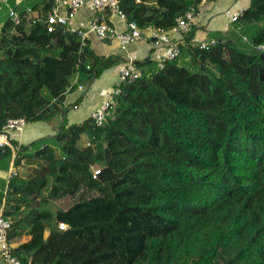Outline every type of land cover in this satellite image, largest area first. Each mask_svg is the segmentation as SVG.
<instances>
[{"label": "trees", "instance_id": "1", "mask_svg": "<svg viewBox=\"0 0 264 264\" xmlns=\"http://www.w3.org/2000/svg\"><path fill=\"white\" fill-rule=\"evenodd\" d=\"M118 1L141 31L169 32L203 0ZM25 15L0 40V133L50 122L77 75L114 63ZM235 25L207 50L189 32L199 71L167 61L124 85L103 127L90 118L20 147L14 165L32 174L9 181L0 208L21 264H264V0Z\"/></svg>", "mask_w": 264, "mask_h": 264}, {"label": "crops", "instance_id": "2", "mask_svg": "<svg viewBox=\"0 0 264 264\" xmlns=\"http://www.w3.org/2000/svg\"><path fill=\"white\" fill-rule=\"evenodd\" d=\"M251 0H213L202 3L196 11L194 20L191 23V31L194 36L191 40L193 46L207 42L215 33L228 36L231 40L234 35L239 34V28L231 24L229 14L245 11ZM52 0H0V40L5 34L10 21V10H16L25 15L31 10L33 13L28 17L43 18L53 7ZM28 15V14H27ZM95 17V11L90 3H87L77 14L76 18L68 27L76 31L87 26ZM110 24L121 31L125 30L124 24L116 16L109 17ZM154 29L142 31L143 38L128 46L123 51L118 42L112 39H99L92 36L89 39L90 49L99 57L111 58L114 63L104 69L98 77L92 78L90 73L79 75L73 80L72 89L66 94L65 100L58 103V112L50 122H38L28 124L24 132L12 135V142L16 146L28 147L39 141L52 139L63 126L79 125L91 118L92 113L100 108L107 99L109 92L114 88L119 79L120 68L130 60L136 64V68L142 75H150L158 71L160 62L169 55V47H156L155 40L151 37ZM185 36H173V41L179 42L181 55L177 59L179 65L191 68L195 61L190 56L185 43ZM247 41L243 39V43ZM148 61V62H146ZM91 64V63H89ZM83 87V90L79 89ZM76 108V109H75ZM89 142L86 135L82 136L80 145L85 147ZM13 156V152H12ZM11 162L0 159V189L4 190L9 182V174L14 165V158ZM25 168L17 167L18 176H23Z\"/></svg>", "mask_w": 264, "mask_h": 264}, {"label": "built area", "instance_id": "3", "mask_svg": "<svg viewBox=\"0 0 264 264\" xmlns=\"http://www.w3.org/2000/svg\"><path fill=\"white\" fill-rule=\"evenodd\" d=\"M53 7L43 18H30L32 11L29 10L26 13V17L29 19L30 25L37 23H44L48 33L55 32L58 26L66 27L69 30L70 24L76 18L79 11L87 4L90 3L95 11V17L87 24V26L80 28L77 31V35L81 41V50H84L89 45V39L92 36H96L99 39H112L118 42L123 51H126L128 46L139 42L143 38V33L136 23L129 22L125 13L120 7L118 0H52ZM208 2L203 0L202 3ZM244 11H239L233 14H229L231 24H236ZM28 14V15H27ZM196 9L191 8L184 17L176 20V26L169 32H162L159 30H153L151 37L155 40L154 45L156 47L168 46L169 55L163 59L159 64V70L163 69L167 61H175L181 55V47L179 42L173 41V36H185L191 31V23L194 20ZM116 16L124 24L125 30L121 31L115 26L110 24L109 17ZM23 17L16 10H10L9 19L13 26V31L16 30L23 22ZM218 44L217 39L211 38L207 42L201 43L200 48L207 50L212 46ZM1 56V51H0ZM90 69V67H87ZM77 75L75 78L77 79ZM142 77L141 72L136 68V64L133 61L125 63L119 72V79L117 84L109 92L107 99L103 102L102 106L96 109L91 118L95 121L97 126L103 127L110 115L111 109L115 104V99L122 93L124 85L133 83ZM80 90H83L82 86H79ZM71 90V89H70ZM76 109V108H75ZM28 123L24 118L9 119L3 131L0 133V149L3 152L7 148L13 152V158H16V153L20 149V146H15L12 142V135L14 133L20 134L24 132ZM89 145V144H88ZM92 171L95 175L99 173V169L92 167ZM17 167L11 169L9 174V181L18 176ZM9 185V182H8ZM4 190L0 189V193L7 196L9 186ZM66 225L61 224L60 229L66 230ZM11 229V221L4 216L3 209L0 208V260L5 264H21V262L13 255V245L9 242V231Z\"/></svg>", "mask_w": 264, "mask_h": 264}, {"label": "rangeland", "instance_id": "4", "mask_svg": "<svg viewBox=\"0 0 264 264\" xmlns=\"http://www.w3.org/2000/svg\"><path fill=\"white\" fill-rule=\"evenodd\" d=\"M245 41V40H244ZM245 42H247V41H245ZM193 72H196V71H199V67H198V65H193V67H191L190 68ZM22 168H25L22 172H23V176L24 177H29V176H31V172H30V169L28 168V167H26V166H21ZM48 235V232L46 233V236ZM25 240H29V238H25Z\"/></svg>", "mask_w": 264, "mask_h": 264}, {"label": "water", "instance_id": "5", "mask_svg": "<svg viewBox=\"0 0 264 264\" xmlns=\"http://www.w3.org/2000/svg\"><path fill=\"white\" fill-rule=\"evenodd\" d=\"M3 152L2 149H0V154ZM0 264H5L3 261L0 260Z\"/></svg>", "mask_w": 264, "mask_h": 264}]
</instances>
